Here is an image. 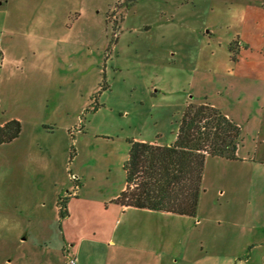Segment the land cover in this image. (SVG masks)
Segmentation results:
<instances>
[{"label":"rangeland","instance_id":"374dc122","mask_svg":"<svg viewBox=\"0 0 264 264\" xmlns=\"http://www.w3.org/2000/svg\"><path fill=\"white\" fill-rule=\"evenodd\" d=\"M133 1L0 0V101L24 127L0 160V264H264V0ZM189 104L239 127L241 159H208L160 258L102 246L128 140L173 141Z\"/></svg>","mask_w":264,"mask_h":264},{"label":"trees","instance_id":"16d2710c","mask_svg":"<svg viewBox=\"0 0 264 264\" xmlns=\"http://www.w3.org/2000/svg\"><path fill=\"white\" fill-rule=\"evenodd\" d=\"M21 130L19 121L7 122L0 127V145L17 139ZM240 142L239 127L216 108L189 104L170 145L128 140L124 186L113 203L121 208L193 218L202 192L206 159L238 161ZM73 155L72 151L70 161ZM57 208L61 219L67 217L66 198L58 199Z\"/></svg>","mask_w":264,"mask_h":264},{"label":"crops","instance_id":"0c3cea01","mask_svg":"<svg viewBox=\"0 0 264 264\" xmlns=\"http://www.w3.org/2000/svg\"><path fill=\"white\" fill-rule=\"evenodd\" d=\"M0 7H1V3H0ZM0 12H1V10H0ZM4 61H5V57H4V54L1 52L0 53V65H1V67L3 66ZM15 63H17L19 68L21 69L22 61L21 60L20 61L15 60ZM4 106L5 105H3V103L0 101V127H2L3 125H5L7 122H9L11 120H17L21 123L22 130H21L20 136L17 139H15L14 141H12L11 143H9L7 145H0V160L3 158V151L6 148L15 147L16 145H18L22 141V137L24 135L23 134L24 133V127H23V123L21 122V119H19V117L15 116V115L7 114V109H5ZM45 128H47V129H45ZM41 130H42V132H44L46 134H50V135L53 134V128L49 125L42 124ZM157 136L158 135H156L153 139L147 140V139L140 138L137 140L140 142H147V143L162 146V145H170L171 143H173V141L175 139V135H174L173 141L163 143L157 138ZM133 140H135V139H133ZM237 152H238V150H237ZM237 157L239 159H241L239 157L238 153H237ZM208 159L224 160L222 158H207L206 162H205V166L208 162ZM204 170H205V167H204ZM4 173L5 172H3L0 169V183H1V181H3ZM203 176H204V174H203ZM203 178H202V183H203ZM14 183L17 184L18 179H15ZM18 185H20V183H18ZM123 186H124V184H123ZM122 189H123V187H122ZM122 189H121V191H122ZM0 190H2V189L0 188ZM116 197L114 199H112L110 202L113 203V200H115ZM114 205H115V207L119 208V211L121 212L117 217L118 220H119V217H124L125 224L122 228L119 229L117 234H116V230H115L112 232L111 236L107 239L106 242H101L100 244L102 246L103 245L106 246V244L108 245L109 243H111L112 247L119 248L122 251L130 250V251H135L137 254L140 253V254L156 255V257H158V258H160L163 254H166L165 251L170 249V247L168 246L169 240H171L173 242L175 237H176V235L174 237H170V234L174 235V234H177L179 232V229H175V227H172V224L175 223L174 225L176 226V224L178 223L177 221L179 219H182V216H176V215H171V214H167V213H160V212H154V211H148V210L121 208L120 206H118L116 204H114ZM194 220H195V228H193V229H196V226L199 227L201 225V221H199V219H197V218H194ZM179 225H180V222H179ZM197 229H199V228H197ZM21 240H24V237H22ZM91 243L93 245L94 241H91ZM73 247H74L73 244L65 243V245H63L61 247L62 248L61 254H62L64 249L68 250L69 248L72 249ZM81 247H82L81 243H78L75 247V248H77L75 252L76 253L80 252ZM181 248L184 251L186 250V247L184 245H182ZM90 250L92 252L93 251L96 252L97 248L92 246V248L90 247ZM103 251L105 254H104V257L102 259V264H107L108 262H110L111 264H116L118 262L119 263L129 262L131 264V263L136 261V257L129 258V260L126 261V259L124 257L121 258L119 253H115V250L111 254V257L109 254L110 252L107 251V249L105 251L103 248Z\"/></svg>","mask_w":264,"mask_h":264},{"label":"built area","instance_id":"2783aa9c","mask_svg":"<svg viewBox=\"0 0 264 264\" xmlns=\"http://www.w3.org/2000/svg\"><path fill=\"white\" fill-rule=\"evenodd\" d=\"M65 264H76V259L73 256L68 255V260L66 261Z\"/></svg>","mask_w":264,"mask_h":264}]
</instances>
